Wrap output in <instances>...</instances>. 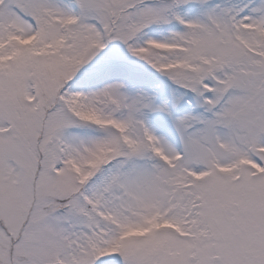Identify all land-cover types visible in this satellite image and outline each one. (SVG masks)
Wrapping results in <instances>:
<instances>
[{
  "label": "snow or ice",
  "instance_id": "6c2138e0",
  "mask_svg": "<svg viewBox=\"0 0 264 264\" xmlns=\"http://www.w3.org/2000/svg\"><path fill=\"white\" fill-rule=\"evenodd\" d=\"M0 264H264V0H0Z\"/></svg>",
  "mask_w": 264,
  "mask_h": 264
}]
</instances>
